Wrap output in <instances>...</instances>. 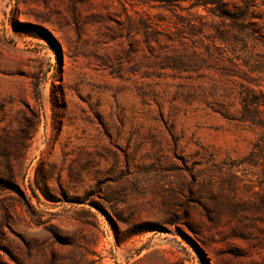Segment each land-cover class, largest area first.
<instances>
[{
    "label": "rangeland",
    "instance_id": "1",
    "mask_svg": "<svg viewBox=\"0 0 264 264\" xmlns=\"http://www.w3.org/2000/svg\"><path fill=\"white\" fill-rule=\"evenodd\" d=\"M137 3L0 0V264H264V128L234 82L165 59L187 8Z\"/></svg>",
    "mask_w": 264,
    "mask_h": 264
},
{
    "label": "trees",
    "instance_id": "2",
    "mask_svg": "<svg viewBox=\"0 0 264 264\" xmlns=\"http://www.w3.org/2000/svg\"><path fill=\"white\" fill-rule=\"evenodd\" d=\"M138 1L137 4L142 6L154 2L166 8L175 5L189 10V15L177 16L180 24L175 29L180 34V54H170L165 59L174 66L180 64V69L212 70L221 78L234 82L239 88V120L264 128V113L261 112L264 85L250 78L252 74H259L258 78L264 82V56L260 60L256 58L258 54L253 50L255 43L247 48L248 42H255L256 36L250 27L252 23H248L245 0H242L245 4H236L234 8H229L227 0ZM200 8L206 13H197L196 10ZM136 12L140 14L136 29H143L146 36L153 35L157 28L149 13L145 8ZM255 147L257 151L252 149L249 154L252 164L264 158V140L261 138L259 143L254 144Z\"/></svg>",
    "mask_w": 264,
    "mask_h": 264
}]
</instances>
